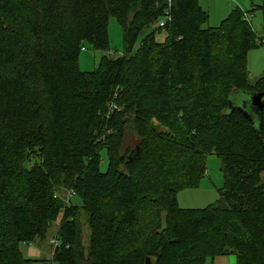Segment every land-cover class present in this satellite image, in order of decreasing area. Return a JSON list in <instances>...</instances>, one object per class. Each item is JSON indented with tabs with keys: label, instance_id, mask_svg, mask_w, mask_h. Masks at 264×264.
Listing matches in <instances>:
<instances>
[{
	"label": "trees",
	"instance_id": "trees-1",
	"mask_svg": "<svg viewBox=\"0 0 264 264\" xmlns=\"http://www.w3.org/2000/svg\"><path fill=\"white\" fill-rule=\"evenodd\" d=\"M260 8L264 29V0ZM206 11L199 0H0V264H31L19 243L36 241L59 213L55 264H207L230 254V264H264V111L244 105L246 115L231 99L264 95V76L251 82L247 66L264 34L249 11L236 8L217 28ZM109 16L124 52L80 71L83 42L108 45ZM126 130L139 138L133 148L123 149ZM207 149L220 157V198L181 208L176 193L198 185L189 164L201 165ZM65 186L66 203L55 194ZM154 211L157 220L164 212L162 228L140 219ZM147 230V245L125 247Z\"/></svg>",
	"mask_w": 264,
	"mask_h": 264
},
{
	"label": "rangeland",
	"instance_id": "rangeland-1",
	"mask_svg": "<svg viewBox=\"0 0 264 264\" xmlns=\"http://www.w3.org/2000/svg\"><path fill=\"white\" fill-rule=\"evenodd\" d=\"M201 5L207 9L206 13L208 15V22L206 26L211 27H221V23L230 13L236 8L241 9L243 12L247 13V19L251 25L252 31L255 33L257 38L264 34L263 29V12L260 8L261 0H209V4H206V0H200ZM251 11V12H250ZM152 27L144 29L143 34L148 33ZM140 35L133 43L130 53L135 52L137 49L140 39ZM165 34L164 32L157 33L155 35L156 40L162 41ZM107 46L99 49L95 48L94 45L88 42L82 43V48L77 56L78 68L82 72H93L99 65L102 57H110L114 55L122 54L125 50L122 36V29L119 26L116 18L114 16H109L107 21ZM247 66H248V76L250 81H254L256 78L264 76V40L262 44L254 46L250 49L247 55ZM220 88V87H218ZM222 93L225 92L224 88L219 89ZM247 94L241 92H236L232 95L231 99L236 103V105H241L246 98ZM154 124H157L155 121ZM158 128L162 131L165 129L163 126L158 124ZM170 130L167 129V132ZM102 129L97 128L93 131L94 135H99ZM188 135V133H187ZM14 144L20 149L22 155L25 151H28L20 142L19 138L15 137L13 139ZM139 142V138L130 130H126L123 136V149L133 148ZM156 141H153L155 144ZM34 154L39 153L36 149H31ZM203 150V149H202ZM154 152V151H153ZM100 170L104 171L107 167V154L106 150L100 149ZM202 164L194 166L190 163V167L196 169L199 178L197 180L198 185L196 187H185L181 188L176 193V203L181 208H205L207 206L213 205L218 202L220 198V192L223 187V174L221 170L220 157L217 152L207 149L204 154H202ZM189 167V168H190ZM70 188L65 186L60 192L55 190L56 195H60V198L64 203L70 198ZM76 205L80 204V200L75 197L72 200ZM71 202V200H70ZM148 211V210H147ZM159 211L158 213H160ZM146 214V213H145ZM141 215L140 219L142 223L148 220L147 226L152 225L153 222L157 220V213L154 211L151 215ZM164 212H161L158 216V222L162 228V220L164 217ZM61 213L57 216L49 226L48 229L39 235V238L34 242H21L18 247L20 253L23 257L31 260V264H55L51 260V249L56 244L55 234L57 230V225ZM79 223L81 228V239L82 244L86 247L89 239V229L87 225V213L84 208L79 209ZM125 247H130L136 243L140 245H147V243L141 242V238L148 237V230L144 233L143 231H135L126 236ZM151 259V263H154V259ZM236 261V256L234 254L216 257L213 261L208 260L207 264H230Z\"/></svg>",
	"mask_w": 264,
	"mask_h": 264
},
{
	"label": "water",
	"instance_id": "water-1",
	"mask_svg": "<svg viewBox=\"0 0 264 264\" xmlns=\"http://www.w3.org/2000/svg\"><path fill=\"white\" fill-rule=\"evenodd\" d=\"M248 106L250 111L253 112L255 116L263 113L264 111V95L261 92L257 93H247L246 98L244 99L241 105H236V107L246 115H249L248 111L244 109L245 106ZM242 109V110H241ZM256 113V114H255ZM144 264H152L150 257H146Z\"/></svg>",
	"mask_w": 264,
	"mask_h": 264
},
{
	"label": "built area",
	"instance_id": "built-area-1",
	"mask_svg": "<svg viewBox=\"0 0 264 264\" xmlns=\"http://www.w3.org/2000/svg\"><path fill=\"white\" fill-rule=\"evenodd\" d=\"M244 16H245V19H246L247 21H249V20L247 19V13H244ZM162 22H163V21L160 22V23H161L160 25H162ZM111 106H112V108H116V106H115L114 104H112Z\"/></svg>",
	"mask_w": 264,
	"mask_h": 264
},
{
	"label": "crops",
	"instance_id": "crops-1",
	"mask_svg": "<svg viewBox=\"0 0 264 264\" xmlns=\"http://www.w3.org/2000/svg\"><path fill=\"white\" fill-rule=\"evenodd\" d=\"M199 3H200V5H201V2H200V0H199ZM206 4H209V0H206ZM202 6V5H201ZM203 7V6H202ZM204 9H207V8H205V7H203ZM208 10V9H207Z\"/></svg>",
	"mask_w": 264,
	"mask_h": 264
}]
</instances>
